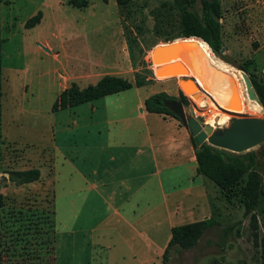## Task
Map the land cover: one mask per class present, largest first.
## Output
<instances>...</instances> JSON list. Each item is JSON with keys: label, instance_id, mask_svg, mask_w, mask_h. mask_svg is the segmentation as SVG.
Returning a JSON list of instances; mask_svg holds the SVG:
<instances>
[{"label": "rangeland", "instance_id": "1", "mask_svg": "<svg viewBox=\"0 0 264 264\" xmlns=\"http://www.w3.org/2000/svg\"><path fill=\"white\" fill-rule=\"evenodd\" d=\"M163 1L171 0H135L129 16L126 12H120L115 0H90L85 8L74 7L68 0H10L9 4L2 6L4 42L1 47L0 193L5 195L6 201L0 209V264H44L43 260L36 256L39 239L43 238L36 232L39 227H43V224H38V212L46 208L53 211L55 257L58 255V263L61 254V262L64 263L66 252H71L72 247L66 246L61 239V233L65 236L67 229L60 226L57 217L62 215L64 218L65 214L61 210L57 213L54 202L51 203L56 186L57 192L61 193L60 188L65 181L62 180L60 185L52 179L51 190H45L36 181L17 184L10 179L7 172L35 167L39 168L44 179L50 178L47 165L49 157L53 154L50 149L54 146L56 136H59L58 129L63 120L61 114L52 111V105L63 88L64 78L60 74L65 77L67 75L60 63L54 60L58 54L54 52L56 49L64 50L61 51L60 60L66 64V72L75 71L77 67L82 66H111L125 55L127 67L96 68L92 71L94 78L111 74L131 81L136 77L150 79L144 84L146 88L143 93L153 94L166 90L168 94L182 98L179 92V77L168 78L160 75V68L170 69L172 66L167 64L171 62L165 65L150 62L152 44L161 42L164 35L173 34L176 29L169 28L163 33L154 30L152 10ZM220 1L224 51L219 54L213 52V55L237 70L242 68L241 65L245 61L250 60L249 69L257 74H264V0ZM39 10L42 12L41 22L26 28L25 21ZM126 28L132 30L137 40L131 56L125 39ZM40 41L50 42L53 54L39 47ZM77 59H84L85 62L77 63ZM182 61L174 64L176 69ZM188 61L187 57V64ZM190 65H187L186 72L191 74L193 71L190 70ZM241 84L245 89L242 79ZM192 85V81L181 83L185 93L181 91L187 97V104L184 106H191L197 116L200 115L198 112L204 113L205 123H208L210 115H217L208 123L216 125L225 111L218 112L215 109L217 104L212 99V102L200 105L194 100L196 97L191 96ZM127 98H131L130 92ZM235 116L264 118V108L261 106L258 113L246 109L244 112L234 113L231 118ZM227 124L228 122L215 128ZM261 145L249 151L259 153ZM259 160L264 165V156L259 155ZM261 173L264 181V168ZM200 177L196 176L192 181H188L186 174L181 173L173 184L177 189L192 191L193 185V189L200 188L199 179H203L206 195L194 200L193 197H186L185 200L188 205L195 203L196 216L206 212V215L215 218L218 224L207 228L196 246L171 250L167 264H262L258 243L260 238L264 237V197L253 212L245 215L244 206L237 196L226 199L215 182L202 174ZM171 184L164 181L166 190ZM189 201L191 203H188ZM186 206L184 204V207ZM252 214L256 217L257 229L251 226ZM15 218L19 221L14 223ZM27 218L32 222L29 230L23 228L30 223ZM229 226L231 230L224 232ZM16 227L24 233L29 231V244L20 242L15 245L12 242L10 231ZM74 252L84 264L88 246L83 244L82 249L81 245L76 244Z\"/></svg>", "mask_w": 264, "mask_h": 264}, {"label": "crops", "instance_id": "2", "mask_svg": "<svg viewBox=\"0 0 264 264\" xmlns=\"http://www.w3.org/2000/svg\"><path fill=\"white\" fill-rule=\"evenodd\" d=\"M39 43L53 54L50 42ZM61 51H54L58 53L54 60L67 74H60L64 78L61 91L72 81L81 88L96 83L100 78H94L92 71L96 68L127 67L122 55L111 66H82L66 72ZM79 62L85 61L77 59ZM145 88L133 85L54 111L63 120L50 149V178L44 179L40 172L36 181L45 190H51L52 179L60 185L65 181L61 193L56 186L53 202L56 212L65 214L64 218L57 216L60 226L67 229L61 239L72 248L64 256L66 262H61V254L60 262L57 255L54 264H82L74 252L76 244L82 249L83 244L88 246L84 264H162L171 228L208 217L206 212L196 216L195 203L189 201L188 205L185 200L206 195L203 179H199L200 188L193 189V185L192 191L177 189L173 184L181 173L188 181L201 178L190 133L169 114L147 112L143 103L151 94L143 93ZM164 181L172 183L167 190Z\"/></svg>", "mask_w": 264, "mask_h": 264}, {"label": "trees", "instance_id": "3", "mask_svg": "<svg viewBox=\"0 0 264 264\" xmlns=\"http://www.w3.org/2000/svg\"><path fill=\"white\" fill-rule=\"evenodd\" d=\"M102 1L106 2L107 0ZM115 1L121 13L126 12V15L128 16L131 14L135 0ZM89 2L90 0H68L70 5L77 8H85L88 6ZM9 3L10 0H0V98L2 94L1 47L4 42V38L2 36L1 7ZM152 15L154 19L153 26L155 32L163 33L169 28L170 30L176 28L173 34H169L167 36L164 35L161 38L163 42L180 37H200L209 45L211 49L202 40L199 39L198 41L201 42L203 47L207 50L218 66L223 68L231 67L217 59L212 53L213 51L215 54H219L221 47H223L222 25L220 21L222 16L220 0L163 1L158 7H155L152 10ZM41 18L42 12L39 10L25 21L24 26L26 28L34 27L40 23ZM125 39L131 56L133 48L137 43L132 30H128L127 28L125 29ZM156 43L157 42L152 44V46ZM250 64L251 61L247 60L241 66L248 74L258 95L259 103L264 108V74H257L256 72L250 70ZM149 80L150 79H139L136 77L134 82H132L122 76L106 74L100 77L96 83L89 84L82 88L79 87L76 82L72 81L58 94L52 105V111L76 106L106 95L118 93L131 88L133 85L141 86ZM179 92L182 97L180 100L183 104H187V97L183 95L181 90H179ZM176 98L177 97L170 95L165 91H159L149 95L144 100L143 106L147 112L169 114L180 121V119L176 117V115L164 104L165 100ZM190 138L195 149L197 172L215 182L219 186L221 194L226 199H232L237 196L239 201L244 206L245 215L253 212L255 207L264 197V181L261 173V169L264 168V165L263 162L259 160V155L264 156V142L261 143L262 145L259 153L254 151L233 153L207 143L197 145L192 134H190ZM7 172L10 174V179L15 181L17 184H26L40 179V170L35 167L23 170H10ZM5 201V195L0 193V209L4 207ZM52 202L53 200L51 199V203ZM52 213L53 211H50L47 208L38 212V221L40 222L38 224H43V227H39L36 234H41L43 238L39 239L40 244H38L39 248L36 256L37 258L42 259L44 264H54L55 262V234L53 229L54 225ZM27 220L30 223L26 224L23 228L29 230V226L32 222L29 218H27ZM18 221L19 219L15 218L13 222L15 223ZM216 224H218V221L209 216L202 220L174 225L171 228V238L164 250V253L162 254V264H167L171 250L177 251L178 249H189L196 246L205 230L215 226ZM18 226L22 227L19 224ZM251 226L254 229H257V221L254 214L251 215ZM230 230L231 227L229 226L224 229V232H228ZM10 232L12 237L11 240L15 245L20 242L29 244V239L31 237L28 236L29 231L24 233L19 227H16ZM255 239H257V237H255ZM258 245L260 247L261 263L264 264V237L260 238ZM28 252L29 251H26V253Z\"/></svg>", "mask_w": 264, "mask_h": 264}, {"label": "water", "instance_id": "4", "mask_svg": "<svg viewBox=\"0 0 264 264\" xmlns=\"http://www.w3.org/2000/svg\"><path fill=\"white\" fill-rule=\"evenodd\" d=\"M193 39H200L206 43L203 39L196 36L180 37L156 43L150 49L152 51L150 62L160 65L165 62L179 61L180 58L184 57L183 52L189 50L188 47L193 45ZM39 45L46 52H50L44 45L40 43ZM223 51L224 47H221L220 52ZM165 68H160L162 70L160 75L167 77L178 76L180 88L183 92L181 83L186 81L194 82L197 88L201 90L195 77L191 76L190 73L183 69ZM239 71L241 72L247 97L260 104L258 95L248 74L242 68H239ZM164 104L180 119L187 131L193 135L197 145L207 143L233 153H243L264 142V118L235 116L228 121L226 126L214 128L211 124L205 123L200 118L195 117L193 108L191 106L186 108L180 99H167Z\"/></svg>", "mask_w": 264, "mask_h": 264}, {"label": "bare ground", "instance_id": "5", "mask_svg": "<svg viewBox=\"0 0 264 264\" xmlns=\"http://www.w3.org/2000/svg\"><path fill=\"white\" fill-rule=\"evenodd\" d=\"M198 40L199 39H193V45H190L188 47L189 50L183 52L184 57L179 59L183 61L178 67V69H183L184 71H186L188 68L187 65L191 64L190 70L193 72L190 75L194 76L201 89L209 94V96H211V98H209L208 95L205 94L202 90H199V88H197V86L193 82V85L191 86V96L196 97L194 100L199 102L200 105H204L206 102H212L213 100L223 109L236 113L244 112L246 109H248L252 113H258L261 110V106L256 101L251 99L249 100V98L246 97L245 89L241 84V72L233 68L232 66L230 68H223L218 66L210 56V54L207 52V50L203 47L201 42ZM187 57L189 59L188 64L186 62ZM176 62L177 61H171V63L167 65H171V68L174 69V64ZM165 63H163V65H165ZM215 109L218 112L222 111L217 108ZM216 116L217 115H210L208 123L211 122ZM230 118L231 115L229 113L223 112L219 123H226Z\"/></svg>", "mask_w": 264, "mask_h": 264}, {"label": "built area", "instance_id": "6", "mask_svg": "<svg viewBox=\"0 0 264 264\" xmlns=\"http://www.w3.org/2000/svg\"><path fill=\"white\" fill-rule=\"evenodd\" d=\"M218 106V107H217ZM217 106H215L217 109H220V110H222V111H225V112H228L231 116H233V114L234 113H236V112H233V111H229V110H226V109H223L222 107H220L219 105H217ZM198 113H200V115H196V112L194 111V109H193V114H194V116L195 117H198V118H200L201 120H203L204 122H206L205 120V118H204V113H202V112H198ZM228 122V121H227ZM226 122V123H227ZM225 123V124H226ZM212 125V124H211ZM214 128H215V126H221V124H219V123H216V125L215 124H213L212 125Z\"/></svg>", "mask_w": 264, "mask_h": 264}]
</instances>
